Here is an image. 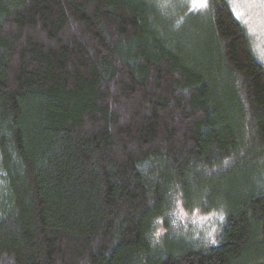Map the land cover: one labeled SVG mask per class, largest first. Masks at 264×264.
<instances>
[{"label": "trees", "instance_id": "trees-1", "mask_svg": "<svg viewBox=\"0 0 264 264\" xmlns=\"http://www.w3.org/2000/svg\"><path fill=\"white\" fill-rule=\"evenodd\" d=\"M167 3L0 0V264H264V189H207L264 165V65L228 0Z\"/></svg>", "mask_w": 264, "mask_h": 264}, {"label": "rangeland", "instance_id": "rangeland-1", "mask_svg": "<svg viewBox=\"0 0 264 264\" xmlns=\"http://www.w3.org/2000/svg\"><path fill=\"white\" fill-rule=\"evenodd\" d=\"M178 1L193 9V0H168L169 6H175ZM235 16L245 26L256 57L264 65V0H228ZM167 3V4H168ZM209 0H206V6ZM184 7V5H179ZM178 6V7H179ZM196 7V8H205ZM174 9V8H173ZM240 167L236 171L225 173L213 178L211 187L214 200L238 205L252 192L264 189V165ZM225 214L223 209L204 212L200 209L184 211L180 209L172 221L174 228L192 233L198 242H211L221 228Z\"/></svg>", "mask_w": 264, "mask_h": 264}, {"label": "snow or ice", "instance_id": "snow-or-ice-1", "mask_svg": "<svg viewBox=\"0 0 264 264\" xmlns=\"http://www.w3.org/2000/svg\"><path fill=\"white\" fill-rule=\"evenodd\" d=\"M206 6V0H193V7H204Z\"/></svg>", "mask_w": 264, "mask_h": 264}]
</instances>
